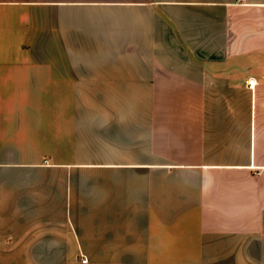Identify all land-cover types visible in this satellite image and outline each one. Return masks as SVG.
Returning <instances> with one entry per match:
<instances>
[{
  "label": "crops",
  "instance_id": "crops-1",
  "mask_svg": "<svg viewBox=\"0 0 264 264\" xmlns=\"http://www.w3.org/2000/svg\"><path fill=\"white\" fill-rule=\"evenodd\" d=\"M82 256L264 264V0H0V264Z\"/></svg>",
  "mask_w": 264,
  "mask_h": 264
},
{
  "label": "built area",
  "instance_id": "built-area-1",
  "mask_svg": "<svg viewBox=\"0 0 264 264\" xmlns=\"http://www.w3.org/2000/svg\"><path fill=\"white\" fill-rule=\"evenodd\" d=\"M246 84L248 85L249 88L254 89L257 85V82L254 79H250L246 82ZM82 263L83 264H87L88 263V259L85 256H82Z\"/></svg>",
  "mask_w": 264,
  "mask_h": 264
},
{
  "label": "rangeland",
  "instance_id": "rangeland-1",
  "mask_svg": "<svg viewBox=\"0 0 264 264\" xmlns=\"http://www.w3.org/2000/svg\"><path fill=\"white\" fill-rule=\"evenodd\" d=\"M81 256V255H80Z\"/></svg>",
  "mask_w": 264,
  "mask_h": 264
}]
</instances>
